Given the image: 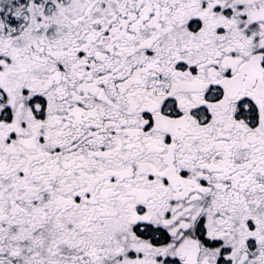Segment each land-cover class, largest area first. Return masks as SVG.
<instances>
[{"label": "snow or ice", "instance_id": "obj_1", "mask_svg": "<svg viewBox=\"0 0 264 264\" xmlns=\"http://www.w3.org/2000/svg\"><path fill=\"white\" fill-rule=\"evenodd\" d=\"M0 264H264V0H0Z\"/></svg>", "mask_w": 264, "mask_h": 264}]
</instances>
